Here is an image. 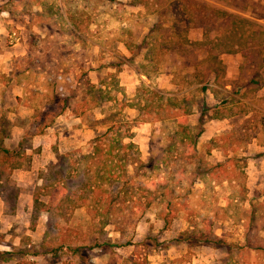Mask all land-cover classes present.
Returning <instances> with one entry per match:
<instances>
[{"label":"rangeland","instance_id":"374dc122","mask_svg":"<svg viewBox=\"0 0 264 264\" xmlns=\"http://www.w3.org/2000/svg\"><path fill=\"white\" fill-rule=\"evenodd\" d=\"M205 1L220 6L213 0H0V7L12 14L6 18L13 23L7 33H13L23 52L11 74L0 78L4 86L0 91V250H11L10 260H18L19 250L28 249L36 254L23 257L36 263L73 264L77 260L71 250L90 245V250L81 252L99 261L103 254L95 250L101 241H136L137 221L141 217L148 221L159 204L140 214V208H127L134 200L130 199L115 205L107 219L76 204L86 177L92 178L86 169L92 172L99 166L81 157L93 129L102 130L94 121L110 112L132 118L136 111L130 106L142 104L134 95L140 98L148 87L165 92L191 126L196 124L199 99L208 104L196 142L194 171L208 168L209 172L189 173L192 182L178 187L188 190L190 213L180 210L172 228L189 224L205 234L213 232L228 240L231 248L227 253L197 246L181 251L173 245L174 236L156 227L160 231L136 246L131 261L121 258V263L145 264L146 255L155 253L152 260L159 264H264L263 253L249 254L238 246L248 219V201L253 202L248 198L264 196V95L256 84L247 83L262 62L220 53L227 74L225 70L220 82L212 81L199 91L198 78L207 68L205 49L219 52L222 47L216 44L220 38L214 29L206 45H190L200 33L194 24L219 23L223 18L213 15V7ZM165 11L172 20L149 31ZM260 29L262 37L264 29ZM10 45L6 40L0 51ZM116 62L120 63L112 65ZM85 78L92 88L82 96ZM173 124L154 120L131 128L129 138L141 161H146L150 150H162ZM143 170L131 179L133 191L156 178L155 172ZM254 207L255 224L260 227L264 203ZM62 240L67 247L58 249ZM103 250L108 253L113 248Z\"/></svg>","mask_w":264,"mask_h":264},{"label":"trees","instance_id":"16d2710c","mask_svg":"<svg viewBox=\"0 0 264 264\" xmlns=\"http://www.w3.org/2000/svg\"><path fill=\"white\" fill-rule=\"evenodd\" d=\"M212 9L213 15L220 14L221 16L225 15V17L222 18L221 22L216 23V27L215 22H213L214 28L201 27V38L190 42L192 43L190 45H206L207 42L205 38L213 29L221 32L226 43V39L231 37L232 33L235 32L238 26L237 23L245 20L237 18L236 15L232 13L226 14L219 12L216 8ZM163 16V19H158L151 23L149 31L153 30L155 27H162L161 23L164 20L168 22L172 20V16H170V13L167 11H165ZM204 24L198 25L203 26ZM168 27H171V24H169L167 28ZM225 46L224 50L226 51L240 50V46L237 45L236 41ZM119 63L120 62H116L112 65L116 66ZM222 78V65L216 53L210 50L207 53L206 71L198 78L199 91L204 92L210 85V81L218 83ZM250 81L253 82L254 79L251 78ZM82 85L84 89H82L81 94L85 96L90 93L92 84L85 78ZM134 98L142 99V104L130 106L136 111L132 118L123 115H117L116 117L115 112H110L94 121V123L102 127V130L97 132L93 129L94 135L90 138L88 148L81 157L87 159L91 158L95 163H98L99 166L94 168L92 172H90L89 168L86 169L87 173H92L93 181L90 180L92 179L91 175L90 178L89 176L86 177L79 191V195H81L80 201L76 205L85 206L88 213H94L100 216V218L106 217L107 219L109 217L108 215L114 210V206L124 201L134 199L127 208H140V214L155 203L160 206L156 211L157 217H159L164 224H167L172 218L176 217L180 210L186 212L187 215L190 213V209L185 200V195L188 190H178V187H180L183 182L186 184L192 182V179H187V174L193 173L196 175H203L209 172L208 168L205 169L204 172L194 171V162L197 160L198 155L196 142L202 132V118L207 110V104L203 98L199 99L197 103L199 106V113L196 117V124L191 126L185 114H179L177 108L172 106L165 92L161 90L145 87L144 94H142L140 98L134 95ZM81 102L85 103L83 97ZM155 102L157 105H154ZM154 106L156 108H153ZM70 109H72L73 112L77 111L76 108L73 107ZM162 111L163 113H161ZM154 113L156 115H154ZM154 120L159 123L172 121L174 124L166 133L165 144L161 148L162 150L155 153L150 150V154L144 162L140 159L139 151L135 143L129 138L131 136V128L138 123ZM140 168L145 169L143 171L148 173L155 172L156 178L150 180L146 185L135 186V190L133 191L131 188V179L138 173ZM181 197L182 199H180ZM262 203V201L258 202L257 205H262ZM257 205H250L247 216L248 219L243 225L244 243L240 248L243 249L244 247V250L247 252L257 249L264 253V240L256 236L259 227L256 226V219L253 217L254 209L256 208L253 206ZM105 223H107V220ZM261 227H264V225ZM193 231L194 230L187 231L186 234L182 236V239L188 240V243L192 241H201L214 247L230 251L231 245L222 238L208 235V233L202 234L201 231L196 233L194 231L193 233ZM98 244L115 245V243L106 241H101ZM63 245L67 247V244H64L62 240L58 245V249H61ZM89 248L90 245L75 246L71 250V253L77 256L80 261L86 262L85 255L81 251L82 249ZM11 253V251L6 250L0 251V259H6ZM19 253L21 257L12 264H39L29 258L23 257L28 254L35 255L36 253L34 251L29 252L28 249H24L19 250Z\"/></svg>","mask_w":264,"mask_h":264},{"label":"crops","instance_id":"0c3cea01","mask_svg":"<svg viewBox=\"0 0 264 264\" xmlns=\"http://www.w3.org/2000/svg\"><path fill=\"white\" fill-rule=\"evenodd\" d=\"M213 1H214V3L220 4V6H216L215 4L214 5L209 4L207 1H205L204 3L206 5H211V7L216 8V10H219V12H221V13H226V14L232 13V14H235L237 18L245 19V20L237 23L238 26L235 29V32L232 33L231 37H228V39H226V43H225V39H224L223 35H221V32H219L218 37L220 39H219V41H217L216 44H219V45L221 44V46L223 47V48L222 47L220 48L219 52L214 51L210 48L205 49V52L208 53V51H210V50L212 52H215L219 61L221 60L220 59L221 58L220 53H223L224 55L234 54L236 58L241 59V57H243V58L248 59L250 62H262V64L260 66L257 65L256 68L255 67L253 68V70H252L253 74L251 75V77L249 78L247 83L256 84L255 87H258L260 89V94L264 95V36H262V37L260 36V34H261L260 28L264 29V0H245V1L244 0H213ZM1 6L2 7H0V46H2L3 42L5 43L6 40H8V42L11 43V45L8 47V49L3 47L2 50L0 51V78H4V76L11 74L9 72H11V70L14 68V63L15 62L17 63V61H18V60H16L17 56H20L21 57V58L19 57L20 60H23V58L21 56V55H23V52H21L22 49L17 48L16 40L13 41V38H12L13 33L12 32H11V34L7 33L8 32L7 29L10 28L9 25L12 22L7 20L6 18H11V17H9V15L11 16L12 14L7 7H4L3 5H1ZM257 6H259L260 9ZM211 10H213V9H211ZM223 17H225V15ZM214 22H215V27H216L217 21H214ZM210 25H212V24H209L208 22H205V24L203 26L198 25V24H194L193 25L194 29L198 28L200 30L199 37H197L195 40H199L201 38V35H202L201 34V27L211 28L214 26V24L212 26H210ZM190 30H193V29H190ZM208 37H209V35L206 38H208ZM235 41L237 42V45L240 46V50H238V51H226V50H224L225 49L224 47H226L225 45L228 46ZM220 63L222 65L223 76H224L225 70H226V74H227V68L226 69L224 68L221 61H220ZM254 76L258 77V81L255 79ZM251 78L254 79L253 82L250 81ZM210 82H212V81H210ZM2 87H4L3 84H0V91H1ZM254 190L255 189H252L250 191V193L251 192H252V194L255 193ZM248 200L253 201V202L248 201L249 206L251 204L257 205L258 202H261V201L264 203V196L262 194H256L255 196L253 195L252 198H248ZM263 203H262V205H263ZM257 206H259V205H257ZM150 216L151 217L148 218L149 219L148 221H146V219L143 217H141L137 221L136 229H134V231L136 233V237H137L136 241L132 239L131 242L129 240V242H124L123 244H116L115 242H109L108 240H105L106 242H109V243H115V245L109 246V245L97 244L98 248L95 251H98V252H100V254H103V255H99V261L94 256H92V259H90V258H88V256L85 255L86 262H82L79 260V258L77 256L74 255L75 259L77 260V263L74 262L73 264H123V262L121 263L122 259L125 261L126 260L131 261L130 257L134 253L137 252L135 250L136 246H137V248L139 246H141L144 239L146 240L147 237H149V234H152L154 231H160L162 229H163L162 232H166V234H169V233L171 234L170 238H172L173 236H174V238H176V241L173 243V245L178 247L179 250L183 249L181 251H186V249H190L189 246H197V247H212L214 249L221 250V252H225V253L228 252L222 248L214 247V246L209 245L208 243H205V242H201V241L194 242V241H192L191 243H188V240L182 239V236H184L187 231L194 230L196 233L200 230H197L196 228L190 226L189 224H187V226L185 228H183L184 226L180 225L179 228L173 229L172 223L175 220H178L177 219L178 213H177L176 217L172 218L170 220V222L167 224H164V222L159 217H157L155 212L151 213ZM253 217H255V211L253 213ZM13 219H15L14 216H13ZM255 219H256V217H255ZM186 221H187V223L189 222L188 219ZM149 224H151L152 226L148 228ZM137 226L139 228H137ZM155 228L160 229V230H156ZM169 228H170V230H169ZM194 231H193V233H194ZM201 233L205 234L202 231H201ZM256 234H257L256 236L258 238H261L264 240V227L260 226L258 228V231L256 232ZM211 235L214 237H217V238H222V237L217 236L213 232ZM222 239L225 240L224 238H222ZM225 241L230 243L228 240H225ZM243 243H244V234H243V241L238 246L240 247ZM5 247H6V249H10L9 246H5ZM104 247H108L110 249L113 248V250H109L108 253H106V251L103 250ZM91 248H92V246H90L89 249H82V250H90ZM232 248H233V246H232ZM243 249H244V247H243ZM0 251H4V250H0ZM6 251H9V250H6ZM113 251H115V252L113 253ZM255 252L262 253L260 250H257V249H253V250L248 251L249 254H253ZM111 255H113L112 259H110ZM154 255H156V254L151 253L149 255H146L145 259H147V261L145 262V264H159L158 262H154V260H152L154 258L153 257ZM6 256H8V255H6ZM10 256L6 257V259H4V260L0 259V264H12L13 262H15V261L10 260ZM64 263L68 264V262L66 260H59V262L57 264H64Z\"/></svg>","mask_w":264,"mask_h":264}]
</instances>
